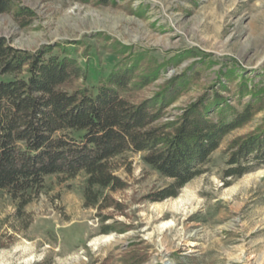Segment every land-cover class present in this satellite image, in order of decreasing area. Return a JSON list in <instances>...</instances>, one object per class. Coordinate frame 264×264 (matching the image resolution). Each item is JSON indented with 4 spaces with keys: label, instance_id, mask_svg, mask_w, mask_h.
I'll use <instances>...</instances> for the list:
<instances>
[{
    "label": "rangeland",
    "instance_id": "374dc122",
    "mask_svg": "<svg viewBox=\"0 0 264 264\" xmlns=\"http://www.w3.org/2000/svg\"><path fill=\"white\" fill-rule=\"evenodd\" d=\"M16 2L33 13H0V35L11 45L67 44L94 88L131 66L136 78L124 94L162 106L155 124L217 94L233 107L228 120L249 101L263 107L224 135L176 197L156 198L174 179L136 150L110 161L124 187L95 186V205L87 204L84 171L48 174L17 194L2 189L0 264H264V165L224 177L231 142L264 126V0ZM145 73L149 81L138 83ZM168 82L175 92L153 100Z\"/></svg>",
    "mask_w": 264,
    "mask_h": 264
},
{
    "label": "trees",
    "instance_id": "16d2710c",
    "mask_svg": "<svg viewBox=\"0 0 264 264\" xmlns=\"http://www.w3.org/2000/svg\"><path fill=\"white\" fill-rule=\"evenodd\" d=\"M12 10L24 19L33 13L16 0H0V13ZM0 73L12 76L0 79V191L17 194L42 186L48 174L84 171L90 206L101 197L95 186L124 187L110 161L128 150L144 152L147 164L174 179L157 199L178 196L181 187L204 172L224 135L263 107L249 101L228 120L233 107L217 94L211 101L203 97L190 102L176 120L155 124L162 106L151 109V101L136 102L124 94L136 78L134 68L118 67L94 88L87 82V67L60 42L26 50L0 35ZM148 75L138 83H147ZM172 86L168 82L153 100L163 97L164 103L165 93L175 92ZM229 147L224 177L264 165V126L235 138Z\"/></svg>",
    "mask_w": 264,
    "mask_h": 264
}]
</instances>
